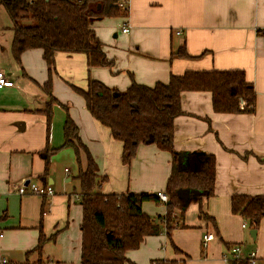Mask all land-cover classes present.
Returning a JSON list of instances; mask_svg holds the SVG:
<instances>
[{
    "label": "crops",
    "instance_id": "crops-1",
    "mask_svg": "<svg viewBox=\"0 0 264 264\" xmlns=\"http://www.w3.org/2000/svg\"><path fill=\"white\" fill-rule=\"evenodd\" d=\"M127 8L128 17L93 23L112 67L89 68L84 54L57 53L51 74L55 102L45 90L50 73L44 51L27 50L18 63L12 51L13 24L0 9V70L15 82L14 87L0 90L1 255L8 264H81L83 208L78 175L80 167L86 170L87 157L81 151L79 164L73 148L60 149L67 116L77 125L99 174L107 178L100 192L166 190L172 155L155 145H141L131 164L125 165L123 143L91 115L75 89L86 90L92 80L125 92L133 82L154 87L168 83L172 75L239 70L254 85L253 114L217 113L211 92L193 91L182 94L183 114L174 121L176 151L215 156V195L204 202L203 211L215 220L216 228L201 219L199 204L192 203L183 218L185 227L172 231L173 242L165 232L148 237L127 258L131 264L170 260L227 264V246L239 245L245 259L255 253V264H264V218L254 239L248 222L231 209L234 196H264V0H128ZM124 27H129L128 33ZM184 47L190 58L173 57ZM49 104L50 120L45 113ZM52 149L60 150L48 155ZM24 181L50 185L54 195H20ZM142 210L152 218L167 212L162 202H145ZM41 231L50 240L39 253ZM205 233L215 236L206 248Z\"/></svg>",
    "mask_w": 264,
    "mask_h": 264
},
{
    "label": "trees",
    "instance_id": "trees-1",
    "mask_svg": "<svg viewBox=\"0 0 264 264\" xmlns=\"http://www.w3.org/2000/svg\"><path fill=\"white\" fill-rule=\"evenodd\" d=\"M9 15L14 31L13 56L20 63L21 55L31 49H42L49 67L50 78L45 90L52 96L51 74L55 69L57 53L84 54L89 68H110L102 44L93 30V23L111 17H128V9L120 7V0H0V9ZM173 57L190 58L185 47ZM85 100L91 115L111 130L113 137L123 143L122 160L127 166L137 155L139 146L155 145L172 155V173L165 194L166 215L152 218L145 214V202H161L158 194H104L99 191L107 178L88 148L79 137L75 122L67 116L64 126L65 143L60 148H73L81 164L80 153L87 157V168L80 167V203L83 208L81 264H131L129 251L138 250L145 240L165 232L172 241V231L184 228L183 218L192 203H198L200 217L212 223L213 218L203 211L204 202L215 195L216 159L205 152L176 151L174 121L183 114L182 94L209 91L217 113L253 114L257 95L244 71L187 72L172 75L168 83L154 87L135 82L125 91L111 89L99 81H90L88 88L75 89ZM45 113L50 120V104ZM60 149L47 151L55 154ZM49 159L45 173L49 172ZM181 190L199 191L191 195L187 205ZM232 213L241 216L252 230H258L264 218V196L238 195L232 198ZM55 236L51 238L54 240ZM50 240L41 231L36 251L43 252ZM173 242V241H172ZM176 253L181 251L173 244ZM231 246H227L228 251ZM153 264H179L175 260L155 261ZM227 264H250L248 259L228 260Z\"/></svg>",
    "mask_w": 264,
    "mask_h": 264
},
{
    "label": "built area",
    "instance_id": "built-area-1",
    "mask_svg": "<svg viewBox=\"0 0 264 264\" xmlns=\"http://www.w3.org/2000/svg\"><path fill=\"white\" fill-rule=\"evenodd\" d=\"M30 1H34V0H30ZM127 3H128V0H121L120 7L124 9H128ZM123 32L128 33L129 27H124ZM14 86H15V82L11 78V76L7 72L0 70V90L4 88H8V87H14ZM18 193L20 195H25L29 193V194L37 195L40 197H49V196L54 195V190L50 185H42V184L31 182V181H24L19 186ZM158 196L162 203L166 204L169 202V199L165 193H159ZM2 237H3V234H0V238ZM214 238L215 236L213 233H205L203 237V247L206 248L209 242H211ZM230 259H234V260L245 259L242 256L241 246L233 245L230 247V250L224 255V260L227 263L228 260ZM247 259L249 260L250 264H255L257 260L255 253H252L250 258H247ZM8 263H9L8 260L1 255V249H0V264H8Z\"/></svg>",
    "mask_w": 264,
    "mask_h": 264
},
{
    "label": "water",
    "instance_id": "water-1",
    "mask_svg": "<svg viewBox=\"0 0 264 264\" xmlns=\"http://www.w3.org/2000/svg\"><path fill=\"white\" fill-rule=\"evenodd\" d=\"M180 195L181 197L185 200V203L187 205H189L190 203V199H191V195H193L194 197L200 195V192L199 191H191V190H181L180 191ZM250 235L252 236V238H256V235H257V231L256 230H252L250 232Z\"/></svg>",
    "mask_w": 264,
    "mask_h": 264
},
{
    "label": "rangeland",
    "instance_id": "rangeland-1",
    "mask_svg": "<svg viewBox=\"0 0 264 264\" xmlns=\"http://www.w3.org/2000/svg\"><path fill=\"white\" fill-rule=\"evenodd\" d=\"M76 181V179H74ZM77 182V181H76ZM79 187V186H78ZM80 188V187H79ZM80 191V190H79ZM80 196V195H79Z\"/></svg>",
    "mask_w": 264,
    "mask_h": 264
}]
</instances>
